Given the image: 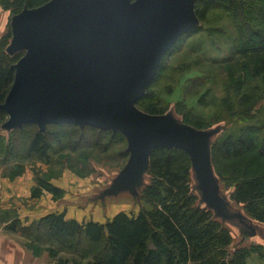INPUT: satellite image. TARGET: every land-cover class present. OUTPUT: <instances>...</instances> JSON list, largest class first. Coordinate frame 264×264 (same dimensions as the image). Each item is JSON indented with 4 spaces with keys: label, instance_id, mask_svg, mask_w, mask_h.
I'll list each match as a JSON object with an SVG mask.
<instances>
[{
    "label": "trees",
    "instance_id": "obj_1",
    "mask_svg": "<svg viewBox=\"0 0 264 264\" xmlns=\"http://www.w3.org/2000/svg\"><path fill=\"white\" fill-rule=\"evenodd\" d=\"M47 1L0 0V6L9 10L10 15H14L24 8L37 7ZM218 7L231 11L237 21L234 25L236 33L229 35L219 31L218 33L225 35V49L216 44L217 50L220 49L219 55L206 61L213 62L216 59V64H232L228 67L236 76L230 80L226 90L229 95L237 94L236 97L240 93L248 102H238L242 107L231 112H246L249 115L251 109L254 117L249 116L257 118L260 110L254 112L253 105L260 97L255 95L253 98L251 95L259 90L260 80H264V0H197L196 15L200 21L206 22L210 12ZM241 14L246 17L241 19ZM260 18L263 19L262 22ZM213 28L215 27H207L206 30L212 31ZM201 30L199 25L190 27L187 36ZM11 35L9 27L0 38V123L7 117L2 104L14 79L13 65L23 54L21 51L6 53L4 48ZM257 40V44L248 46V42ZM180 42L181 40L177 43ZM173 48L174 46L169 51ZM224 50L227 52L225 55ZM195 52L208 57L199 47ZM242 56H247L249 61L243 62ZM199 63L198 58L191 62L193 65ZM161 64L144 94L136 101L137 106H143L151 114H162L165 111V107H161L160 100L151 90L160 78L159 74L166 68V63ZM204 70L206 69L197 70V75ZM206 90L207 104L210 105L214 97L210 99V87ZM186 108L181 110L186 119L193 117L195 122L203 120L191 109L186 111ZM37 125L34 122L22 124V128L11 132L9 141H4V135L0 133L1 162H6L13 156L12 142L16 136L20 139L26 156L35 155L40 158L45 157L50 148L47 139L49 130L61 136L67 134V130L73 129L81 138L83 131L96 134L95 139L99 136L126 138L119 130L100 129L89 125L80 127L66 122L46 123L44 131H40ZM24 129L28 131H21ZM262 129L263 127L261 131H257L253 127H241L237 133L226 134L212 145L213 152L223 156H240L254 152L257 158H264V137L261 142H256L252 133L248 132L255 131V134H259ZM20 170L23 168L20 167ZM147 172L149 180L140 193V199L146 206L137 214L118 211L105 222H98L77 221L66 218L64 212L53 211L32 220L28 225H22L14 218L6 227L10 231L20 232L35 254L46 243L50 253L70 252L79 261H83L81 264H246L247 258L253 254L264 261V243H251L247 246H241L240 242L234 243L230 229L214 217L211 209L198 203V197L191 188V159L184 149L154 147L149 154ZM228 185L232 186L228 193L231 201L241 205L244 212L255 221L264 223V170L236 175ZM42 190L51 193L55 198L60 197L63 192L48 179L38 178L32 195L36 196Z\"/></svg>",
    "mask_w": 264,
    "mask_h": 264
},
{
    "label": "water",
    "instance_id": "obj_2",
    "mask_svg": "<svg viewBox=\"0 0 264 264\" xmlns=\"http://www.w3.org/2000/svg\"><path fill=\"white\" fill-rule=\"evenodd\" d=\"M183 1L48 0L22 9L10 26L12 45L23 54L13 65L2 107L18 120L16 126L66 122L119 130L133 158L145 155L146 168L154 147L184 149L202 194L210 198L207 207L225 221L235 219L247 233L254 225L225 207L190 137L166 132L167 117L154 122L136 107L163 53L184 28Z\"/></svg>",
    "mask_w": 264,
    "mask_h": 264
},
{
    "label": "rangeland",
    "instance_id": "obj_3",
    "mask_svg": "<svg viewBox=\"0 0 264 264\" xmlns=\"http://www.w3.org/2000/svg\"><path fill=\"white\" fill-rule=\"evenodd\" d=\"M127 1L132 2L134 0ZM196 7L197 0L183 1L180 13L184 20V28L172 45L163 53L158 68L162 65L161 63H166V68L159 74L160 78L151 88L157 99L160 100L161 107H165V111L162 114H151L146 112L143 106L136 105V107L154 122L158 121V117H167V124L171 127L166 132L187 134L190 137V143L198 148L203 155V160L210 172L209 178L212 189H216L224 198V205L227 209L241 211L246 216L244 210H240L242 206L231 201L228 193L232 186L228 184L236 178V175L242 176L264 170V158H257L254 152L240 156H223L214 153L212 145L226 134L237 133L241 127H253L257 131H261L260 129L263 127L259 134H255V131H248L252 133L254 141L261 142V139L263 140L264 80H260L259 90L252 92L251 95L253 98L255 95L260 97L253 105L254 112L260 110L257 118L250 117H254L251 109L249 111L250 116L246 112H231L242 107L238 102H248L247 98L241 96L240 93L236 97L237 94L229 95L226 90V86L230 85V80L236 76L228 67L232 64L223 65L219 62L216 64V59L213 62H207L206 59L215 58L216 55H219L220 49L217 50L216 44L225 49L223 44L225 35L218 32L223 31L229 35L236 33L234 25L237 21L231 11L225 7H218L211 11L206 22L200 21L196 15ZM14 15H10V17L12 18ZM10 17L7 28L10 27L11 29ZM245 17L243 14L240 15L241 19ZM240 18L238 17L237 20L239 21ZM262 20L260 18V22ZM198 25L202 27V30L187 36L188 29ZM211 26L215 27L212 31L206 30L207 27ZM180 40L181 42L177 43ZM257 42L258 40L248 42V46L255 45ZM12 43L13 37L11 35L4 48L8 54L19 52L15 51L16 48L13 47ZM173 46L174 48L169 51ZM198 47L206 52L207 58L205 54L200 55L195 52ZM226 53L224 50L223 55ZM197 58L200 63L191 64V62L197 61ZM242 60L243 62L249 61V58L242 56ZM186 65L187 68H185ZM202 69L206 70L197 75L196 71ZM198 77L202 78L199 79ZM207 87H210V99L214 97L210 105L207 104ZM183 107H187L186 111L191 109L195 115H199L203 120L195 122L193 117H189L190 122H188L186 115L181 111H184L185 108L183 109ZM228 108L230 109L228 110ZM227 115L231 117H226ZM194 122L195 124H193ZM16 123L18 120L12 119L8 115L0 123V131L4 134V141L10 140L11 132L14 129L22 128V125L16 126ZM37 126L40 131L46 129L45 125ZM47 135L50 148L45 157L26 156L23 147L20 145L21 141L16 136L12 142L14 143L13 156L6 162H2L6 164L5 172L22 173L26 170L29 171L33 180L48 179L63 190L62 195L58 197V199L61 198L62 202H56L49 198V194H44L41 197V204L36 203L32 207L25 205V208H32L41 212H64L65 217L76 218L79 221L105 222L107 218H111L118 211L137 214L142 207L146 206L144 201L140 199V193L149 180L146 168L147 160L145 155L139 160L131 156L126 138L99 136L98 139H95L96 134L90 131H83L81 138L78 132L73 131V129L67 130V134L62 136L49 130ZM195 151L197 152V150H193L194 154ZM1 160L0 157V162ZM20 167L23 170H20ZM190 175L191 188L198 197V203L210 207V198L205 197L200 189L199 176L195 175L193 169ZM10 215L13 213L5 216ZM214 217L218 216L214 214ZM236 227L239 231L241 230L238 224ZM47 252L52 259L57 261V264L83 263L70 252L64 251L58 254L57 251L55 254ZM251 257L259 259L256 255Z\"/></svg>",
    "mask_w": 264,
    "mask_h": 264
},
{
    "label": "crops",
    "instance_id": "obj_4",
    "mask_svg": "<svg viewBox=\"0 0 264 264\" xmlns=\"http://www.w3.org/2000/svg\"><path fill=\"white\" fill-rule=\"evenodd\" d=\"M9 17L10 11L0 6V38L7 31ZM0 133L4 135L3 132L0 131ZM5 166V163L0 162V264H57V261L48 255L46 243L43 244V249L38 252V254H35L26 244L27 239L22 236L20 232L10 231L6 226L14 218L18 219L22 225H28L32 220L38 219L40 216L48 213L24 207L25 205H30L32 207V205L36 203L41 204V197L44 194H49V198L56 202H62L60 200L61 198H55L51 193L45 190L33 196L32 189L37 181L35 179L33 180L29 171L25 170L22 173L13 175L10 174V172H5ZM49 182L54 184L50 180ZM240 210H243L242 207H240ZM11 213H13V215L5 216ZM241 214L244 215V213ZM215 218L230 229L234 237V243L240 242L241 246H247L251 243H264V223L257 222L246 215V218L254 225V229H250L249 232L244 233L243 231L241 232V224L236 222L235 219L225 221L220 217ZM237 224L241 227L240 231L238 227H236ZM251 256L248 257L249 259L247 258L246 264H264V261L257 255L259 259H254V257Z\"/></svg>",
    "mask_w": 264,
    "mask_h": 264
}]
</instances>
